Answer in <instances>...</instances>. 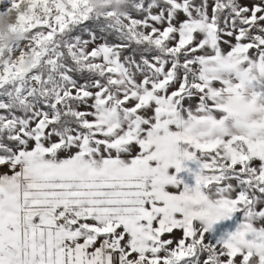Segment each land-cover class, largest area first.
<instances>
[{"label": "snow or ice", "instance_id": "snow-or-ice-1", "mask_svg": "<svg viewBox=\"0 0 264 264\" xmlns=\"http://www.w3.org/2000/svg\"><path fill=\"white\" fill-rule=\"evenodd\" d=\"M115 2L0 0V264H264V0Z\"/></svg>", "mask_w": 264, "mask_h": 264}, {"label": "rangeland", "instance_id": "rangeland-1", "mask_svg": "<svg viewBox=\"0 0 264 264\" xmlns=\"http://www.w3.org/2000/svg\"><path fill=\"white\" fill-rule=\"evenodd\" d=\"M108 0H92V4L95 6L99 5L100 3H104ZM115 1V0H114ZM104 8V7H102ZM105 11V10H103ZM104 12H102L103 14ZM12 31V29H11ZM15 38L16 40L12 42L7 48H13L16 44L22 43L26 39V35L23 33L16 34ZM4 46H6L4 44ZM6 48V47H5ZM15 58V57H14ZM24 69H30L31 68V63H29V57H25L24 64H23ZM190 184L195 183L194 179H191L188 181ZM242 221V216L241 214H236L232 220L226 221V222H221L219 225H217L216 233L214 234V239L219 238L222 234L229 232V231H235V229L238 227L239 223ZM177 237L179 236V233L176 234Z\"/></svg>", "mask_w": 264, "mask_h": 264}, {"label": "trees", "instance_id": "trees-1", "mask_svg": "<svg viewBox=\"0 0 264 264\" xmlns=\"http://www.w3.org/2000/svg\"><path fill=\"white\" fill-rule=\"evenodd\" d=\"M109 7H112L116 12L120 11L119 6L116 4L114 0H108L104 3V5L103 3H100L99 5L95 6V9L102 15V12L107 11ZM15 38H17L16 35H13L11 40H6L4 43L6 45L5 47L7 48L12 42H14L16 40Z\"/></svg>", "mask_w": 264, "mask_h": 264}, {"label": "clouds", "instance_id": "clouds-1", "mask_svg": "<svg viewBox=\"0 0 264 264\" xmlns=\"http://www.w3.org/2000/svg\"><path fill=\"white\" fill-rule=\"evenodd\" d=\"M0 31H3L7 34L11 33V25L7 22L6 18L0 15ZM13 35H8L7 40H11ZM29 63H31V59L29 58Z\"/></svg>", "mask_w": 264, "mask_h": 264}, {"label": "crops", "instance_id": "crops-1", "mask_svg": "<svg viewBox=\"0 0 264 264\" xmlns=\"http://www.w3.org/2000/svg\"><path fill=\"white\" fill-rule=\"evenodd\" d=\"M0 7H2V6H0ZM3 171H5V172H6V171H7V169H4Z\"/></svg>", "mask_w": 264, "mask_h": 264}]
</instances>
